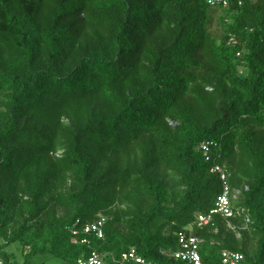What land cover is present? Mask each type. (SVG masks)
<instances>
[{"label": "trees", "instance_id": "trees-1", "mask_svg": "<svg viewBox=\"0 0 264 264\" xmlns=\"http://www.w3.org/2000/svg\"><path fill=\"white\" fill-rule=\"evenodd\" d=\"M215 166L249 224L197 226L222 193ZM101 218L104 238L75 244ZM181 233L203 264H264V0H0L4 264L14 245L27 261L183 264L166 255Z\"/></svg>", "mask_w": 264, "mask_h": 264}, {"label": "built area", "instance_id": "built-area-1", "mask_svg": "<svg viewBox=\"0 0 264 264\" xmlns=\"http://www.w3.org/2000/svg\"><path fill=\"white\" fill-rule=\"evenodd\" d=\"M213 5V4H212ZM202 150L205 155L208 154V146L203 145ZM211 174H217L220 176V179L223 183L222 193L217 197L215 207L208 214H198L196 216V224L198 227H207L212 224L214 216H220L226 220L234 218H243L246 224H249L250 220L248 215L245 214L244 209H234L232 204L233 200L237 198V193H231L230 187L228 185L227 179L229 175L226 170L222 167L215 166L211 169ZM79 221L76 222L75 227L79 225ZM104 225L105 219L101 218L100 220L87 224L82 228L83 238L80 242L74 241L75 244H80L89 247L90 240L88 237L94 236L97 239L104 238ZM191 230V228H189ZM73 235H78L79 232L72 230ZM202 240H199L196 237L190 236L187 237L184 233L179 234V244L180 250L176 253L166 254L176 261H179L183 264H203L202 259L199 255V249ZM4 242L0 238V246ZM123 263H132V264H156L147 262L143 258L139 257L134 249H131L129 252L124 253L121 256V264ZM222 263L223 264H245V258L241 253L224 251L222 252ZM0 264H4L2 255L0 253ZM75 264H104L103 257L96 251H92L86 258H79L76 260Z\"/></svg>", "mask_w": 264, "mask_h": 264}, {"label": "rangeland", "instance_id": "rangeland-1", "mask_svg": "<svg viewBox=\"0 0 264 264\" xmlns=\"http://www.w3.org/2000/svg\"><path fill=\"white\" fill-rule=\"evenodd\" d=\"M218 27H219V24L217 22L212 23L211 30L214 34H217ZM7 252L9 254L15 255V259L12 260L11 264H55L47 260L48 257H46L47 259H45V258L34 256L32 258L30 257L29 260L27 261L23 256L21 248L17 245H14L8 248Z\"/></svg>", "mask_w": 264, "mask_h": 264}]
</instances>
